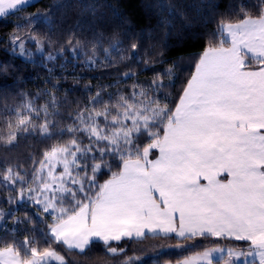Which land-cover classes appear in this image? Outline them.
I'll return each instance as SVG.
<instances>
[{
	"label": "snow or ice",
	"instance_id": "6c2138e0",
	"mask_svg": "<svg viewBox=\"0 0 264 264\" xmlns=\"http://www.w3.org/2000/svg\"><path fill=\"white\" fill-rule=\"evenodd\" d=\"M29 4L0 0V17ZM259 7L255 16L245 12L238 22L221 20L173 105L155 95L164 87L155 81L151 89L134 84L115 103L97 92L60 130L67 142H57L34 162L31 180L18 168L0 171L5 187L19 185V202H33L47 223L43 250L27 236L22 244L0 238V264H67L53 244L84 253L93 239L116 255L124 249L111 241L149 234H175L177 248L209 237L245 242L227 249L205 246L177 264H237L241 258L243 264H252L249 258L264 264V0ZM38 22L39 13L29 18L30 24ZM32 39L43 52L42 40ZM17 41L23 54L24 42L19 37L12 42ZM99 46L93 43L89 64L98 62ZM118 48L109 45L105 56ZM167 75L174 79L172 68ZM58 107L54 95L39 108L29 98L13 113L16 123L9 121L7 134L0 129V142L11 146L21 134L52 139L49 117ZM113 160L119 161L115 171ZM99 175L108 178L100 183ZM4 216L0 210V220ZM122 264H133V258Z\"/></svg>",
	"mask_w": 264,
	"mask_h": 264
},
{
	"label": "trees",
	"instance_id": "16d2710c",
	"mask_svg": "<svg viewBox=\"0 0 264 264\" xmlns=\"http://www.w3.org/2000/svg\"><path fill=\"white\" fill-rule=\"evenodd\" d=\"M259 6L260 0H34L24 10L0 17V129L7 134L9 121L16 123L13 113L29 98L37 108L52 95L59 104L55 109L57 115L49 117L54 124L52 139L21 134L11 146L0 142V171L9 166L14 171L18 168L31 180L34 162L42 159L43 153L57 142H67L68 134L61 139L60 130L69 126L72 114L89 104L97 92L102 99L111 97L115 103L117 94L130 95L134 84L151 89L155 81L164 85L155 95L173 105L194 71L196 58L209 45L221 20L238 22L237 18L245 12L255 16ZM37 13L41 22L30 24L29 18H35ZM33 36L42 40L43 52L37 51ZM14 37L24 42L23 51L28 58L19 54V41L13 44ZM94 42L100 45L95 52L98 62L89 64ZM114 43L119 48L106 57L104 50ZM50 54L56 59L47 60ZM169 68L174 79L167 75ZM54 86L57 91L53 93ZM149 95L153 93L150 91ZM39 122H43L42 114ZM92 163L89 159L88 164ZM111 163L115 171L119 161ZM107 178L108 175H99V182ZM2 179L0 176V210L5 216L0 220V238L5 241L15 238L22 244L27 236L37 240L43 250L46 246L43 234L47 231L44 214L37 212L33 204L19 202L20 186L13 188L9 183L6 188ZM178 239L146 236L124 238L119 243L111 241L118 250L124 249L116 255L108 253L107 247L97 240L84 253L75 250L70 253L58 244L52 247L65 257L67 264H122L130 257L133 264H166L205 246L225 245L224 239L214 241L209 237L186 240L183 243L187 247L177 248ZM231 241L234 246L245 245Z\"/></svg>",
	"mask_w": 264,
	"mask_h": 264
},
{
	"label": "rangeland",
	"instance_id": "374dc122",
	"mask_svg": "<svg viewBox=\"0 0 264 264\" xmlns=\"http://www.w3.org/2000/svg\"><path fill=\"white\" fill-rule=\"evenodd\" d=\"M32 1H34V0H30V2H32ZM19 54L21 55V56H23L24 58H28L29 57V55L28 54H26L24 51H23V54H22V52L20 51L19 52ZM62 169H58V171H61ZM81 175H83V173H81ZM89 175H91V173L89 172ZM21 192V191H20ZM24 196L26 197L27 196V191L25 190V192H24ZM19 198H20V194H19ZM26 201V200H25ZM26 202H28V203H30V204H33V202H31V201H26ZM38 206H36V208H37ZM223 240V239H222ZM205 241H207V242H205L206 244H208L209 243V240H205ZM225 245L224 246H220V247H223V248H225V249H227L228 247H231V246H234V242H232L231 240H229V239H224L223 241H222ZM210 244V243H209ZM204 249V248H203ZM203 249H200L199 251H203ZM237 250H239V249H237ZM198 252V251H197ZM197 252H194V253H190V254H192V255H190V256H194V255H196V253ZM189 257V256H188ZM219 257L217 256V259H218ZM184 259V258H183ZM182 259V260H183ZM249 260L251 261V262H254V260H253V258H249ZM54 263H56L55 261H53ZM258 262V261H257ZM166 264H177V262H169V263H166ZM237 264H243V258H241V261H238L237 262Z\"/></svg>",
	"mask_w": 264,
	"mask_h": 264
},
{
	"label": "crops",
	"instance_id": "0c3cea01",
	"mask_svg": "<svg viewBox=\"0 0 264 264\" xmlns=\"http://www.w3.org/2000/svg\"><path fill=\"white\" fill-rule=\"evenodd\" d=\"M148 236H152V237H164L163 235H151V234H149ZM170 236H174V237H176L175 236V234H170ZM93 240H95V239H93ZM75 251H78V250H75ZM190 255H192V254H189V255H187V256H185L184 258H186V257H188V256H190ZM183 259V258H182ZM182 259H179V260H177V261H180V260H182ZM176 261V262H177ZM175 263V262H174ZM252 264H258V262L257 261H254V262H252Z\"/></svg>",
	"mask_w": 264,
	"mask_h": 264
}]
</instances>
